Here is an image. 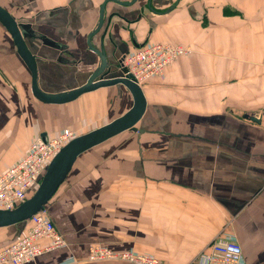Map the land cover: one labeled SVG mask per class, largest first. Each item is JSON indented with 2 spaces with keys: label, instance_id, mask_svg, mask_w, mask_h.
Listing matches in <instances>:
<instances>
[{
  "label": "crops",
  "instance_id": "1",
  "mask_svg": "<svg viewBox=\"0 0 264 264\" xmlns=\"http://www.w3.org/2000/svg\"><path fill=\"white\" fill-rule=\"evenodd\" d=\"M0 7L34 56L37 89L52 96L93 75L101 64L93 48L113 70L148 42L191 49L142 84L145 109L135 125L142 133L125 130L73 162L45 204L65 245L26 264H136L90 261L92 245L198 264L225 227L246 264H264V0H0ZM31 81L0 23V173L31 142L64 129L83 135L133 104L123 85L46 103ZM29 225L1 227L0 248Z\"/></svg>",
  "mask_w": 264,
  "mask_h": 264
},
{
  "label": "built area",
  "instance_id": "2",
  "mask_svg": "<svg viewBox=\"0 0 264 264\" xmlns=\"http://www.w3.org/2000/svg\"><path fill=\"white\" fill-rule=\"evenodd\" d=\"M191 52L190 47L180 44L148 42L134 52H129L122 62V71L131 75V81L142 86L150 78L163 77L165 68ZM82 136L74 130L64 129L51 140H35L18 160L0 173V210H12L25 202L39 187L45 170L53 157L70 140ZM32 195V194H31ZM28 230L12 243L0 248V264H26L39 255L65 245L46 209L37 212L30 220ZM47 242V244H43ZM208 252L198 255V264H246L232 233L220 232L209 246ZM90 261L119 260L136 264H161L151 255L129 250L124 253L92 245Z\"/></svg>",
  "mask_w": 264,
  "mask_h": 264
},
{
  "label": "water",
  "instance_id": "3",
  "mask_svg": "<svg viewBox=\"0 0 264 264\" xmlns=\"http://www.w3.org/2000/svg\"><path fill=\"white\" fill-rule=\"evenodd\" d=\"M128 5V4H127ZM0 23L4 26L9 36L12 37L13 42L26 58L31 70V90L38 100L46 103L65 104L79 97L82 93L95 91V89L108 87L112 85H123L130 92L133 100L132 106L123 113L122 116L111 120L109 123L97 127V129L83 134L77 138L70 140L56 155L45 170L44 176L39 183L37 190L22 204L18 205L12 210H0V228L6 226L16 225L20 222L28 221L37 212L45 208V204L50 200L52 195L58 189L59 184L62 183L66 174L69 172L71 165L84 151L103 143L111 137L123 133L125 130L142 133L143 130H138L135 125L142 117L145 109V99L140 86L131 81V75L123 73L120 69H111L108 65L102 52L96 50L92 46L98 57L101 60L100 66L91 75V77L81 85V87L64 95H49L37 89V65L34 56L30 49L27 48L25 41L19 34L18 27L12 18L0 7ZM102 25L100 19L99 26ZM98 26V28H99Z\"/></svg>",
  "mask_w": 264,
  "mask_h": 264
},
{
  "label": "rangeland",
  "instance_id": "4",
  "mask_svg": "<svg viewBox=\"0 0 264 264\" xmlns=\"http://www.w3.org/2000/svg\"><path fill=\"white\" fill-rule=\"evenodd\" d=\"M140 87H141V86H140ZM75 132H76V131H75ZM224 230L227 231V230H226V227H225L221 232H223Z\"/></svg>",
  "mask_w": 264,
  "mask_h": 264
},
{
  "label": "trees",
  "instance_id": "5",
  "mask_svg": "<svg viewBox=\"0 0 264 264\" xmlns=\"http://www.w3.org/2000/svg\"><path fill=\"white\" fill-rule=\"evenodd\" d=\"M32 194V193H31ZM31 194L29 195V197L31 196Z\"/></svg>",
  "mask_w": 264,
  "mask_h": 264
}]
</instances>
